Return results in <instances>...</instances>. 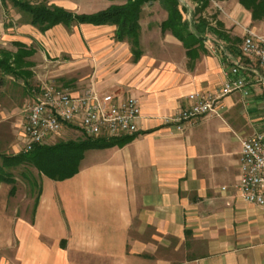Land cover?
<instances>
[{"label":"crops","instance_id":"obj_1","mask_svg":"<svg viewBox=\"0 0 264 264\" xmlns=\"http://www.w3.org/2000/svg\"><path fill=\"white\" fill-rule=\"evenodd\" d=\"M225 8L232 18L222 20L221 36L198 31V20L183 16L196 37L190 47L162 30L167 14L149 37L140 25L137 55L111 24L79 23L72 31L57 24L34 36L49 57L76 63L63 65L65 76L78 78L62 86L134 96L140 117L135 133L116 137L129 138L121 145L85 150L71 176L52 178L33 167L39 190L29 214L8 206L15 189L0 183V264H264V211L236 189L240 138L264 133L260 85L248 96L224 97L221 117L201 116L180 130L165 122L188 105L189 93L223 84L226 64L241 59L236 38L245 27L264 33V21L252 22L237 0ZM15 44L16 51H1L19 55V66L0 73L26 86V57L35 49ZM21 126L10 125L9 140L2 132L0 150L22 152ZM73 134L82 137L60 139ZM83 138L70 125L40 145Z\"/></svg>","mask_w":264,"mask_h":264},{"label":"built area","instance_id":"obj_2","mask_svg":"<svg viewBox=\"0 0 264 264\" xmlns=\"http://www.w3.org/2000/svg\"><path fill=\"white\" fill-rule=\"evenodd\" d=\"M240 53L241 59L226 64L225 80L220 87L189 93L188 105L166 117L165 122L180 130L201 116L221 117L225 108L223 98L230 94L239 92L248 96L258 84L264 91V34L244 28ZM139 117L140 104L134 96L122 98L91 87L75 93L51 83L41 87L25 109L22 151H30L70 125L77 126L88 137L130 135L138 130ZM240 146L236 189L244 201L264 211V133L240 138Z\"/></svg>","mask_w":264,"mask_h":264},{"label":"rangeland","instance_id":"obj_3","mask_svg":"<svg viewBox=\"0 0 264 264\" xmlns=\"http://www.w3.org/2000/svg\"><path fill=\"white\" fill-rule=\"evenodd\" d=\"M26 1H29L32 4L45 3L47 5L60 6L75 13H82L97 11L109 6L110 4H120L126 0ZM219 1L221 0H208L207 2H205V0H179V8H181L184 18L188 20L191 18L195 20L203 19L208 22H212L215 25L219 21L224 24L222 21L224 18H232L227 15L228 12L225 11V4H229L230 1L233 0H227L225 4H222L221 8L218 6ZM166 14V11L157 1L149 2L143 6L139 23L144 30V33H146V37H149V32L153 29L157 30L156 26L165 18ZM234 24L238 25V23ZM75 26L76 25L73 24L69 28V31L74 30ZM248 26L249 28H253V24ZM39 32L40 30L38 28L29 23L28 14L14 7L9 1L4 3L0 1V54L2 53L1 50L9 52L16 51L18 47V45L15 44L16 41L25 42L26 46L33 47L35 49L34 54L26 57L31 63V65H25V71L31 73L30 76L28 74L29 78L26 86L24 84L21 85V79H17L16 81L15 78V81H12L13 79L9 78L8 75L0 73V135H2L3 131H8V140L9 138L12 139V136L9 134L10 125H13V123L22 124L24 122L25 109L32 101L31 96L34 88H37V86L43 87L51 83L59 87H64L65 85L62 86V82H66V84H68L78 78L76 77L77 72H74L71 73V79H69V75L65 76V72H68L66 71L67 69H63L64 64H67L66 66H76V63L64 62L68 59L66 56H60L58 58L48 56L46 49L40 45V41L34 39V36H38ZM29 34L32 35V37H29ZM237 38H239V42L241 43L242 35H240V33ZM246 58L244 59L247 60L248 58ZM1 80L5 81V83L2 84ZM4 112H9L7 113L9 118L4 119ZM79 137H82V135L79 136L77 134H73L60 139H77ZM20 149L23 150V143ZM11 153L12 151L10 150L8 152H6V150H0L1 155ZM10 170L16 180L14 183L15 193L9 197L8 206L11 208L15 207L20 213L29 214L39 190V182L38 178H36L37 172L33 167L23 165H18ZM32 180H35V182L32 183Z\"/></svg>","mask_w":264,"mask_h":264},{"label":"trees","instance_id":"obj_4","mask_svg":"<svg viewBox=\"0 0 264 264\" xmlns=\"http://www.w3.org/2000/svg\"><path fill=\"white\" fill-rule=\"evenodd\" d=\"M9 1L14 7L29 15V23L41 32L62 24L70 27L73 24L89 23L94 25H115V38L119 41H127L134 55L138 54V37L140 31V14L143 6L149 2L157 1L166 11L167 17L161 23L163 31L169 30L190 47L196 41L188 23L183 19L182 10L179 8V0H126L120 4H110L104 9L94 13H75L60 6L47 5L45 3L32 4L26 0H0ZM208 0H205L207 2ZM251 16L252 22L264 20V0H237ZM212 26L208 21L199 19L195 24L198 31H208L222 35L221 22ZM236 41H240L236 38ZM27 53V52H26ZM18 56V57H17ZM3 52L0 56V69L15 72L11 66H19V55ZM13 64V65H12ZM129 138H105L88 137L81 140L61 141L53 145H36L28 152L16 155L0 154V183L12 184L11 192L15 186V177L11 168L18 165L34 167L39 173L52 178L62 179L73 175L79 166L83 152L91 148L106 147L115 144L121 145Z\"/></svg>","mask_w":264,"mask_h":264}]
</instances>
